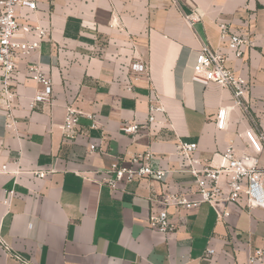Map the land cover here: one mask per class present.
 Masks as SVG:
<instances>
[{"label":"crops","instance_id":"crops-1","mask_svg":"<svg viewBox=\"0 0 264 264\" xmlns=\"http://www.w3.org/2000/svg\"><path fill=\"white\" fill-rule=\"evenodd\" d=\"M39 19L53 25L51 40L38 53L21 58L12 109L17 131L6 129L0 101V264H249L264 247V209L231 206L219 220L202 204L197 210L169 207L174 233L153 230V210L182 193L198 200L194 179L178 161V141L198 144V156L211 161L233 143L239 155L252 153L245 133H264V0H38ZM197 15L188 23L185 16ZM34 19L36 17H33ZM250 35L254 48L240 61L222 46L217 24ZM203 45L229 56L227 66L249 79L251 111L231 109L225 130L217 129L221 109L233 93L193 81ZM39 64L53 81L52 103L32 109L43 91L27 78ZM143 63L150 77L131 73ZM155 87L167 125H149V97ZM69 105L99 122L81 117L87 135L63 136ZM254 119V123L251 120ZM125 124L148 125L133 138ZM99 151L89 153V145ZM151 151L154 169L169 172L164 182L144 180L112 192L104 172L115 162ZM264 168V152L257 156ZM218 162V161H217ZM51 172L45 179L33 172ZM19 172V173H15ZM223 186L225 181L223 180ZM15 195L5 204L8 192ZM155 202H154V201ZM215 250L212 262L204 260ZM264 264V262H263Z\"/></svg>","mask_w":264,"mask_h":264},{"label":"built area","instance_id":"built-area-1","mask_svg":"<svg viewBox=\"0 0 264 264\" xmlns=\"http://www.w3.org/2000/svg\"><path fill=\"white\" fill-rule=\"evenodd\" d=\"M174 2L178 4V0ZM38 11V0H0V101L3 103V110L6 111V129L14 132L17 131V121L12 109L18 96L15 82L22 74L20 60L38 53L42 44L51 40L53 33L51 20L39 19L36 16ZM185 18L190 25L199 20L197 15L185 16ZM217 27L221 45L231 51L236 61L243 60L254 48L253 38L250 35L234 32L230 23L220 21ZM229 59L226 53L209 45H203L193 67L194 82L203 86L217 85L233 93L231 108L220 110L217 120L219 130L227 128L231 109L239 108L246 114H250L251 111L250 100L247 99V96L251 94L249 79L230 69L227 66ZM26 73L29 80L43 87V91L32 99L30 107L37 109L41 103H52L53 81L48 73L36 63L29 65ZM131 73L150 77L149 70L143 63H133ZM260 102L264 105V96ZM148 110L149 125H167V121L157 119V115H166V109L155 87L149 97ZM83 115L92 121V129L99 128L96 115L84 114L75 106L69 105L62 127L65 139L76 141L80 136L87 135L80 125ZM251 120L254 123L252 117ZM147 127L148 125L125 124L122 131L136 138L140 130ZM245 137L253 154L239 155L235 145L231 143L223 153L215 154L211 161L203 160L198 156L197 143L178 141L180 146L177 154L178 161L186 166V171L194 179L199 199L190 200L182 193L166 196L164 199L166 208L152 211L148 219L149 227L165 235L174 233L177 226L170 220L167 210L169 207L191 211L197 210L202 204H208L215 210L219 220L230 217V208L233 205L249 210L264 209V168L260 167V161L257 158L264 152V133L258 134L250 130L245 133ZM99 148L97 144L91 143L89 153H96ZM153 158L154 154L148 151L145 154L135 155L127 161L115 162L104 172V184L115 192L144 180L166 181L169 172L154 169L151 165ZM0 170L8 172L9 166L3 165ZM50 173L43 170L33 172L40 179H45ZM223 180L225 186H223ZM8 194L5 204L10 206L15 193L10 191ZM0 243L8 248L1 238ZM214 257L215 250L208 249L204 260L212 262ZM263 262L264 247L257 249L249 259V264H263Z\"/></svg>","mask_w":264,"mask_h":264}]
</instances>
